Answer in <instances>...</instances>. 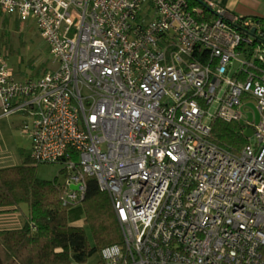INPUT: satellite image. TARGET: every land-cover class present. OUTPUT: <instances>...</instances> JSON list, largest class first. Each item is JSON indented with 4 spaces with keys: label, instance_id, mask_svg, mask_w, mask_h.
<instances>
[{
    "label": "built area",
    "instance_id": "1",
    "mask_svg": "<svg viewBox=\"0 0 264 264\" xmlns=\"http://www.w3.org/2000/svg\"><path fill=\"white\" fill-rule=\"evenodd\" d=\"M2 14L33 17L56 65L22 78L0 53V116L27 115L31 157L63 166L64 203L87 177L109 194L122 242L103 264H264L255 21L214 0H0ZM216 117L252 129L239 150L212 139Z\"/></svg>",
    "mask_w": 264,
    "mask_h": 264
},
{
    "label": "trees",
    "instance_id": "2",
    "mask_svg": "<svg viewBox=\"0 0 264 264\" xmlns=\"http://www.w3.org/2000/svg\"><path fill=\"white\" fill-rule=\"evenodd\" d=\"M252 20L264 35V21ZM211 137L233 151L246 141L237 122L217 117ZM36 166L29 154L20 165L0 167V212H18L21 203L28 205L22 225L0 228V264H81L102 248L122 242L110 196L94 177L86 178L81 202L69 204L63 201L66 187L55 179H39ZM80 220L82 224H76Z\"/></svg>",
    "mask_w": 264,
    "mask_h": 264
},
{
    "label": "rangeland",
    "instance_id": "3",
    "mask_svg": "<svg viewBox=\"0 0 264 264\" xmlns=\"http://www.w3.org/2000/svg\"><path fill=\"white\" fill-rule=\"evenodd\" d=\"M0 53L22 78L39 76L56 65L33 17L21 20L15 14L0 15ZM235 66L236 62L233 68ZM27 121V115L22 112L0 116V167L20 165L30 154L31 140L28 132L23 130V124ZM62 167L59 163H37L35 174L39 179H55L63 183L65 175L60 172ZM20 206L21 210L13 214L15 218H1L5 216L0 212V228L4 223L19 226L24 222L28 205L21 203ZM76 224L80 225L82 221ZM99 262L100 252H96L81 264Z\"/></svg>",
    "mask_w": 264,
    "mask_h": 264
},
{
    "label": "crops",
    "instance_id": "4",
    "mask_svg": "<svg viewBox=\"0 0 264 264\" xmlns=\"http://www.w3.org/2000/svg\"><path fill=\"white\" fill-rule=\"evenodd\" d=\"M214 1L218 5L224 7L227 13L230 15L242 16L249 19L257 17L264 21V0H214ZM15 213L16 212L3 213L5 217H1V218H15L13 216V214ZM22 224H19V226ZM13 225L16 224L9 225L4 223L2 224L1 227H6V226L15 227Z\"/></svg>",
    "mask_w": 264,
    "mask_h": 264
},
{
    "label": "water",
    "instance_id": "5",
    "mask_svg": "<svg viewBox=\"0 0 264 264\" xmlns=\"http://www.w3.org/2000/svg\"><path fill=\"white\" fill-rule=\"evenodd\" d=\"M249 106L253 107V105L251 103H249ZM252 118V113L251 112H247V119L250 120ZM255 121L258 122V114L256 112V118H255ZM239 124L240 125H243V121L240 120L239 121ZM252 133V129L247 127L243 130V135L244 136H249L250 134ZM70 188L71 189H77L78 188V185H70Z\"/></svg>",
    "mask_w": 264,
    "mask_h": 264
}]
</instances>
